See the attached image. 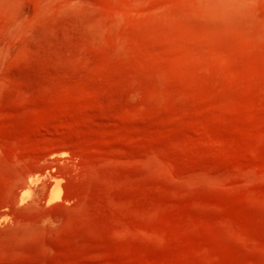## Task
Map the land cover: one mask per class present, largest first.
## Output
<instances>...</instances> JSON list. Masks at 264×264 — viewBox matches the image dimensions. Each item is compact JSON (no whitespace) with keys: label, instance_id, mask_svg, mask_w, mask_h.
Masks as SVG:
<instances>
[{"label":"rangeland","instance_id":"1","mask_svg":"<svg viewBox=\"0 0 264 264\" xmlns=\"http://www.w3.org/2000/svg\"><path fill=\"white\" fill-rule=\"evenodd\" d=\"M0 264H264V0H0Z\"/></svg>","mask_w":264,"mask_h":264}]
</instances>
